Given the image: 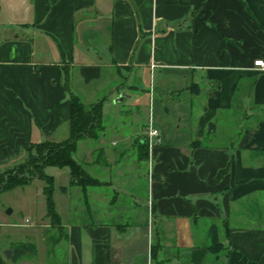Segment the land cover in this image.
<instances>
[{
  "label": "crops",
  "instance_id": "1",
  "mask_svg": "<svg viewBox=\"0 0 264 264\" xmlns=\"http://www.w3.org/2000/svg\"><path fill=\"white\" fill-rule=\"evenodd\" d=\"M258 60L264 0H0V176L32 144L69 139L72 94L101 98L102 117L108 96L135 102L125 88L147 82L149 104L157 92L175 104L151 116L162 143L144 158L152 110L116 148L104 126L82 160L100 183L61 186L57 224L46 209L34 226L1 223L0 264H264ZM172 115L183 137L165 132ZM72 192L82 204L60 209ZM20 244L31 250L12 259Z\"/></svg>",
  "mask_w": 264,
  "mask_h": 264
},
{
  "label": "rangeland",
  "instance_id": "2",
  "mask_svg": "<svg viewBox=\"0 0 264 264\" xmlns=\"http://www.w3.org/2000/svg\"><path fill=\"white\" fill-rule=\"evenodd\" d=\"M149 85L150 84L147 82L145 84V88H140L138 90L136 89L134 91L130 90V88H125L130 96L132 95L131 93L137 94L139 96L135 102L134 100H125V102L122 101L117 103V98H119L122 94L117 96L112 95L108 96V99L106 98L108 100V103H105V105L107 106V110H105L101 119L103 126H105L106 128L103 132L104 134H102V136L105 138L104 146L106 145V147L108 148L118 147V144L116 146H112V141H119V137L117 136L129 132V130L131 131V129L133 130L135 127L139 129V132H142V129L145 128L143 126L144 123L148 122L150 110H152L151 116H155V122L157 124L160 121V117L163 116L165 112H167L165 110V107H168L171 111L173 110L175 104L171 102L172 98L168 97L170 99H165V97L160 96L158 92L156 95V99H154L153 102L149 104ZM107 91V89H103L101 92H98V94L99 96L101 95L100 97H105V93H107ZM100 100L101 98L95 99L93 100V102L97 103ZM131 112H135V116L131 115ZM169 118L171 119V121L168 124V129H165V132L171 135L181 134L183 137L184 128L178 129L179 123L177 121H173V115L169 116ZM178 119L179 118H177L176 120ZM148 127L149 122L147 128ZM159 127H162V125ZM83 140L87 139H81L78 141V149L74 154V158L81 164H83L82 160L83 156L85 155L84 151L86 150V147L88 145L91 146L92 144H95L92 143L94 142L93 140H88V143L84 145ZM20 161L21 160L18 158L12 159L8 164L5 165L8 170H6L4 174L8 171L11 172L16 166L20 164ZM60 169H63V172L66 173L60 174ZM87 169L90 173H92V175H100L99 172L101 174L103 172L101 170L97 172V168H93V170L90 168ZM46 173L49 175H57L55 178L54 193L52 197L54 200L59 201L62 197L60 187L69 184L71 178L70 170L69 168L48 167L46 169ZM44 185V181L36 180L34 182H31L30 184L18 186L10 190L0 192V224L8 223L11 225L22 224L28 227L34 226L37 222V213H39L42 209H46V194L44 193ZM75 194L76 192H74V195L72 192V197L71 195H69L67 197L68 200L64 201L62 204H59L58 206L60 207V209L64 204L67 206L68 204H70L72 208H75V206L82 204V194H80L79 196H75ZM8 209L12 210L10 214L6 213ZM1 237L2 236L0 235V238ZM52 256L55 257L58 262H64V259L62 258L64 254L60 249H56ZM31 264L43 263L38 259H34L31 261Z\"/></svg>",
  "mask_w": 264,
  "mask_h": 264
},
{
  "label": "trees",
  "instance_id": "3",
  "mask_svg": "<svg viewBox=\"0 0 264 264\" xmlns=\"http://www.w3.org/2000/svg\"><path fill=\"white\" fill-rule=\"evenodd\" d=\"M103 100L87 105L81 99L72 94L70 97V137L68 140L59 143L53 141H42L32 144L28 150L26 160L16 166L11 172L8 171L0 177V192L13 189L18 186L30 184L34 179L42 180L46 183L44 193L46 194L47 218L53 224L59 223V214L53 200L54 178L46 173L48 167L69 168L71 175V185L79 186L84 192L88 186H96L100 182L95 177L87 173L84 166L74 158L77 151L78 141L81 139H96L104 128L102 124ZM194 147L200 146L194 142ZM141 156L144 158L148 154L147 143L139 145ZM103 158L102 155L99 156ZM104 159V158H103ZM101 161V160H99ZM224 248L221 242L215 240L209 250L216 253ZM27 250H31L29 245L20 244L12 259H17ZM155 248L153 255L155 256Z\"/></svg>",
  "mask_w": 264,
  "mask_h": 264
},
{
  "label": "built area",
  "instance_id": "4",
  "mask_svg": "<svg viewBox=\"0 0 264 264\" xmlns=\"http://www.w3.org/2000/svg\"><path fill=\"white\" fill-rule=\"evenodd\" d=\"M255 65L264 68V61L258 60L255 62ZM145 140L147 142L149 151H151L153 148H155L156 146L162 143L160 131L152 126L151 114H150L149 127Z\"/></svg>",
  "mask_w": 264,
  "mask_h": 264
},
{
  "label": "water",
  "instance_id": "5",
  "mask_svg": "<svg viewBox=\"0 0 264 264\" xmlns=\"http://www.w3.org/2000/svg\"><path fill=\"white\" fill-rule=\"evenodd\" d=\"M11 212H12V210L11 209H8L6 213L7 214H10ZM8 253L10 254V251L7 252V256H8ZM8 258H9V256H8Z\"/></svg>",
  "mask_w": 264,
  "mask_h": 264
}]
</instances>
